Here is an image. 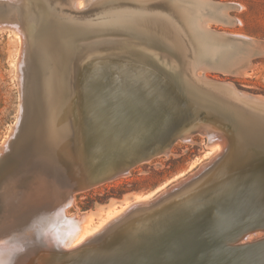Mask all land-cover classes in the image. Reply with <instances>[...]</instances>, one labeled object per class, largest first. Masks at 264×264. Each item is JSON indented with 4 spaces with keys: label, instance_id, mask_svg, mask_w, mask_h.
<instances>
[{
    "label": "bare ground",
    "instance_id": "bare-ground-1",
    "mask_svg": "<svg viewBox=\"0 0 264 264\" xmlns=\"http://www.w3.org/2000/svg\"><path fill=\"white\" fill-rule=\"evenodd\" d=\"M5 1L6 0H4V2ZM26 1L29 3V6L32 5L33 0H25V3H27ZM86 1H87L86 3H88L89 0ZM91 1L89 3H91ZM197 1L198 0H187V1L186 0H116L115 2H110L107 4H99L98 2H95L96 4L94 3L95 5L93 4L91 8L84 9L82 6H80L83 2L82 0L81 1L76 0V3H73L72 5L70 4V0H39L40 8H41L40 13L42 19H40L38 23V28L32 37L31 46H28L27 43L29 38H27L28 40L24 38L27 40L26 42L27 46L30 47V50H27L26 48L24 54L26 55L27 51L30 52V61L29 64L26 65L27 66L26 72L23 70L24 73L27 74L25 81L23 80V82L26 83V86L24 83V87H23L25 88V90L23 89V91H24V95L26 91V96L22 95V97H26V100L24 99L25 103L24 102L23 104L21 103L24 106L23 118L22 120L19 119V121L21 120L20 121L21 123L18 122L19 124H17L20 127L16 126L19 127L18 128L19 131L13 132V130H11L13 132L12 134L9 131V135H13L14 137L9 141V135H8V137L5 140H3L2 145H4L5 143L7 144L5 145L3 150H1L2 147L0 146L1 147L0 156H4L6 152L7 153L6 158L13 157L14 160L16 161V164H14L15 166L10 168L9 171L6 172L5 176L0 180V264H36L34 262L35 257H37L39 260L37 264H49L50 261L48 262V258L46 254L48 250H45L46 252L43 253L41 249L34 250L30 244V241H28V243L24 242V238H28V240H32L30 238H32V236L34 235L32 230L27 229L30 225L26 227V231L24 232L25 228L23 227L24 225L26 226L27 224L26 222L28 221L30 222V220L42 221V222L40 221L41 223H39L42 225V228L40 229L41 233L40 235H38V239H37L38 242L39 241L42 242L43 244L42 246H47L46 242L54 241L55 239H53V235L50 232H56L61 237V239L57 240V242H60V245L68 251L66 254L67 258L80 256L81 252L79 253L76 250L83 244H87L88 255H86V258L84 259L87 260V262H91V264L93 263L97 264L99 262L100 263L102 262L100 261L101 259L110 257L108 256L109 254H111L112 256L111 258L114 261H116L114 259L116 258V256H118L117 258H120L119 257L120 254L119 255L116 254H118L119 252L121 253L125 250L129 252V249H133V250L137 249L136 248L137 246L143 244L141 243L144 242L142 240H150L153 242L155 241L157 242L158 240L162 239L163 237H161L160 235L163 234L164 232L163 229H166L170 224H174L168 220L170 219L173 220V218H175L177 222L178 218L185 217L191 214V209H192L190 206L191 202L196 203V207H194L195 209L197 210L199 209L200 211L203 210L204 212H206L207 209H211L207 207H216L217 205H219L220 200L222 201L223 200L222 198H224L223 196L225 195L228 196L229 194V197H232L230 196L231 193H236V194L244 193L246 196H253L255 192L261 189V187L264 185V96H257L237 90L236 88H234V86L229 84L230 82L228 83L217 82V81L214 82L211 80L202 81L199 79V78L202 79V77L198 76L199 77L198 78L193 74L192 72L193 66L197 65V63H203L205 60L204 58L210 56V53H215L214 52L215 47H213V45L210 44L209 41L216 38V35L211 33V31H207L201 28L200 19H198V17L197 19H194L196 18L194 12L199 13L197 9H195L197 7L195 5ZM18 2L20 3L21 0ZM196 4H198V2ZM21 5H24V3L23 2L22 4L20 3L19 7H21ZM238 5L236 4V6ZM15 6H17V4ZM87 6L85 4V8ZM4 7H5L3 8L4 10L2 9L0 14L2 16L1 18L3 19L0 20H5L6 22L12 23L13 19L10 18H13L14 14L16 13L14 4L13 3L6 4V6ZM27 8L30 9L29 7ZM21 9L25 10L23 6ZM16 17L18 18V16ZM20 19L18 18L16 20L17 21L16 23L19 24ZM233 19H235L236 22L237 20L239 21V19H237L236 17H234ZM233 19H231L230 22H232ZM24 20L25 18L23 19V22ZM218 20L220 21V19ZM223 21L225 22V20ZM18 24H14V28H15L14 30H19V31H14V33L16 34L17 37L18 36L20 37V35H18V32H20L21 28L18 27L19 26ZM0 25L3 26L2 24ZM201 25H203L202 26L203 28H206L204 27V23ZM23 26H25V24ZM25 32L29 33L28 30ZM25 32H24V36H25ZM110 34H112V36L108 38H100L104 35H110ZM221 36L224 35L222 34ZM240 36L242 38L240 37L241 39L238 41L244 44L245 47L248 46L249 52L255 46L256 47L258 46V48L260 47V49L262 48L261 47L263 44L262 40L246 35L245 36L240 35ZM227 37H231V39L232 38L234 39L237 36L233 37V35L232 36L227 35ZM124 39L125 40L129 39L131 46L135 48L147 49L149 51L151 50L156 56H158L162 60L170 59V61L168 60L170 67L175 71H177L178 81L181 84L178 85L179 89L178 88L177 89L181 90L184 94H187L189 97L195 100H199L198 102L201 103L202 108L208 110L207 111L208 115H210L209 114L210 111L211 113L210 122L212 124H210L209 126L211 125L218 126L219 124L220 126L221 124L224 126L223 123H226L228 125V128H226L227 125H225L226 126V127L224 126L225 129L226 130L229 129L231 134L235 136L234 150L241 149V152L238 153L237 155H231L226 149L227 148L226 146L225 149L228 152L226 154H229L231 156L227 157V155L225 154L226 155L225 157L227 159L225 158L221 159L224 154H221L220 157L221 156L222 157L219 159L217 157L218 159L217 161L218 162L221 161V162L218 163L216 161L218 164L210 174L203 173L204 174L202 175V177L204 176L203 178L200 177L201 178L200 180L199 179L198 181L195 180L197 181L195 182L196 184L195 187L189 185L184 186L183 184V188L186 189V192L184 194L173 191H172L173 193L164 192L162 198H160L161 200H158V202L156 200L157 203L149 202L148 200H146L147 198L146 199L139 198L140 200L137 198L138 200L136 199L133 202H128V203L126 202L127 204L125 206H122L123 208L120 211H118L115 215L112 216L109 215L110 217L106 218L101 223V225L98 226L95 230H90L89 225L87 223L91 217L89 213L85 211H79L70 214L67 210V208L71 204H73L74 192L69 193V190L67 191L65 190L66 194L62 193L65 194V198L62 199V197L59 196L60 194L59 195L57 194L59 192L61 193L63 190L58 191V189H56L55 187L56 184L52 183L54 181L50 180V178H46L47 177L46 173L48 174L49 171L45 172V170L43 169H46L47 166L52 165L50 164L52 162L57 166L64 165L65 167H67V170H69L70 172L73 171L75 172L76 175H78L77 176L78 178H76V180L73 179V181L75 180L74 188H76V190L78 189V191L79 189L84 190V188H89V187H84L82 185V182L91 174H95L100 171L110 172L115 170L113 171L111 176L106 180L115 178L120 175H124L128 172L129 168H131L136 163L145 161L155 155L166 153L170 145L176 139L178 138H181V140L188 139L191 131L187 129L184 130V128L183 130L182 129L180 130L174 127L181 116L186 115L188 114V112H190L191 105L183 102L182 99H179L178 96H176V93L169 85L171 83L170 82L171 78H166V76L160 72L159 67L145 54L133 55L127 53V51L124 50L127 47V44L124 42ZM227 40L228 39H226V43ZM230 40H228V42H230ZM22 41L24 42V40ZM234 41L236 40L234 39ZM19 43L20 42L18 41V46ZM27 46L24 45L23 48L25 49V47ZM156 49H160V50L155 51ZM262 49L260 50L261 52L264 50ZM256 50H254V53L259 52V51L256 52ZM19 52L20 51L18 49L17 58ZM135 52L136 51H134V53ZM244 52L246 53L247 50ZM246 56L244 55L243 57L244 61ZM250 56L248 57L251 58ZM248 57L247 59H249ZM24 59H27L26 56ZM206 62L205 64H207V66L213 65L212 64L213 62L211 63L209 61L211 64H208L209 63L208 61ZM23 63L26 64V61L23 60L21 64ZM77 63H80L81 65H83V67H79V68L74 67V65ZM226 64L227 63H224L223 66L225 67ZM22 66L24 67L25 65ZM111 70L117 71V74L114 75L109 74ZM161 70L164 71V69L162 68ZM246 70H248V68ZM246 70L244 68V70H242L241 73L238 72L239 71L238 68V71H236V73L237 74L241 73L240 75L242 74L244 75L243 71ZM200 71L201 73L203 72L201 69ZM232 71L230 70L228 72H232ZM165 72L167 73V71ZM203 75L204 74H202L201 76ZM22 79L23 77H21V81ZM70 79H74L75 81H78L79 83L83 84L82 87H79L78 92L80 93L85 92V94L90 89H92L93 91L90 90L89 93L91 94V92H93L95 94L94 91L98 92V90L99 91L110 90L111 87H115L116 85L120 84V86H122L128 92V95L124 96L123 98L121 97V99H118L117 102H115V104L106 105L105 109L113 113L115 117L121 122L129 121L135 117L139 118L137 117L138 115H136L135 112L134 114L131 112L134 111V109H141L142 113L149 116L148 131H141L133 136H130L128 138L126 137L125 138L126 143L113 142L114 140L104 136L102 134V131H101L102 135H100L99 137L89 136L86 138H81L80 140H83L85 142V145L81 150L74 151L77 154L78 157L77 158L68 144V140L72 142L76 141L74 137L68 136V132L70 131V133H72V131H79L78 123L73 122L72 127L69 124L70 123L69 112L72 109V107L69 104L70 95L67 94L68 91L70 90L67 91L66 87H67V82ZM172 83L173 85L176 84L174 82ZM127 86H130L131 89L127 88ZM133 86L136 87L134 90H132ZM136 91L138 92V94L135 93ZM105 93L107 94L109 93V91L108 92L106 91ZM105 93L103 92V95ZM87 97H85V99ZM94 97L95 96H93V98ZM137 97H141L140 99L142 100L139 101L138 100L139 98ZM91 98L90 101L93 102V99L91 100ZM135 98L136 100H138L139 103L135 101ZM78 99L79 98L77 97L76 100L78 101ZM94 101L96 100L94 99ZM79 102L76 103V105L78 104L77 107L81 103ZM97 104L98 103H96L94 107H96ZM89 105L90 104H87V106ZM75 110L76 112L79 111L77 109ZM86 111L88 112L90 110H85V112ZM95 111L98 110H94V112ZM207 114L205 116H207ZM198 115L200 117L198 120L201 119L202 122L203 119L209 118V117L204 118V116L202 115L203 117L202 119L199 112ZM21 116L22 115H20V118ZM141 116L145 117L142 114ZM201 120L199 121V123H202ZM204 122H207V120H205ZM186 126L187 125H185V127ZM224 127L221 126L219 130L217 128L216 130H218V132L222 130L221 132L223 133L224 129L221 128ZM85 128H88V125ZM123 128L125 129V125L121 127L122 130ZM213 128H214L213 130L215 131V127ZM204 129H206V127ZM118 131L117 130L110 131L108 134L116 136L119 133ZM205 132L206 131H204V133ZM227 134L229 133L227 132ZM236 136L239 137L240 139H236ZM209 137L212 138L211 135ZM117 139L119 141V137L116 136V140ZM108 141L111 142L112 145L108 144L109 143ZM79 142L80 141L77 138L76 144H79ZM213 144L215 143H212L211 146ZM219 145L217 149L219 148ZM232 146L230 147L231 152H232ZM125 147L126 149L128 147L130 151L127 150L126 152L121 151V149H124ZM102 152H105L106 155H102L101 154ZM150 152L153 154L151 156H148ZM53 153L56 154V157L53 158L52 161L48 163V165H46L47 164L46 162L48 160L43 164L41 163L43 160L42 157L45 154L52 155ZM92 155L94 157L93 159H91V157L88 158V156H92ZM130 161H132L133 163H129ZM33 162H37V164L41 163V165L42 166L45 165V167L42 169L41 165L35 166V163ZM97 164H99V166ZM236 164L237 166H235ZM204 165H201V168H203L202 166ZM53 167L54 166H51V168ZM56 167H54V169H56ZM52 175L53 174L51 173V176ZM54 176L55 175H53L52 178H54ZM19 177L23 178L26 182H28L29 185L26 189H22L21 188L22 186L18 184L17 179ZM196 178H199V176H197ZM98 183H95L94 185ZM192 184H194V182ZM233 198L234 197H232V199ZM234 204L235 202L233 200V207ZM41 205L46 206L45 209L42 208L40 209L38 208V210L33 209L35 206L39 207ZM55 205L57 206L56 210L53 209ZM261 205L258 207H261ZM253 207L255 209V206ZM49 209L50 211L52 210L53 216H51L52 218L47 220L46 217L41 213ZM263 209H259V210L261 211ZM240 210H242V207ZM249 210L250 208L247 211ZM217 211H219V209ZM236 211L238 212V209L237 210L235 209V212ZM252 211L250 210V212ZM260 211L259 212L257 211L258 212L257 215H259ZM194 212L197 213L198 211H194ZM250 212H248L249 215H252L250 214ZM199 213L200 212L197 213L196 218H198ZM240 213L241 212L239 211V215ZM26 214H29L27 218H25ZM208 214L209 213H207V215ZM212 215L216 216L214 214ZM201 216L203 215L201 214ZM242 216L245 217V214H243ZM203 217H206V214ZM251 217H254V215ZM199 218L198 220L202 219V217L200 219ZM206 218L208 221L210 217L207 216ZM206 218H204L203 220H205ZM20 219L21 222L18 223V220ZM211 219L212 218H210V220ZM195 220L196 219L194 220L190 219V222L192 223ZM228 220L230 219L228 218ZM251 220L253 222L246 220L247 222L245 221V223L243 224L246 225L248 222L249 223L251 222L250 224L254 223V218ZM60 222H64V225L59 226L61 225ZM202 222L200 223L198 221V223H200L201 226L202 224H205ZM213 222L211 223L208 222L206 224L209 223L212 224ZM89 223H91V220L89 221ZM215 223H217V220ZM192 225L193 227L196 226V229H199L197 224L192 223ZM200 225L199 227H201ZM207 226H204L203 229L204 228L206 229ZM234 226L232 225V227ZM216 227L218 228V225ZM220 229H218V231H221ZM44 231H47L48 233L47 232L44 233ZM213 231L214 234L216 230L214 229ZM254 231H257V229ZM254 231L251 232L252 235ZM185 232L182 233L181 235L185 234ZM200 232H198V234ZM226 232L227 231H225V233ZM218 233L220 234L221 232ZM205 234L208 235L207 233ZM213 234L211 235L213 236ZM219 234L217 235L219 236ZM171 235H175V234H171ZM247 235H250V233L246 234V236ZM246 236L244 235V237H240V239L243 238L247 239L248 236L247 237ZM201 237L205 238V236H201ZM168 238L169 237H167V239ZM170 238H172V236ZM201 239L204 240L203 238ZM184 240L185 239H183V241ZM200 240L198 243H200ZM207 241L209 240L207 239ZM38 242L35 241L34 242L35 245ZM202 242H206V241H202ZM203 244L201 245L204 246ZM178 245L172 244L168 246L169 249H171V253L176 254L178 251L179 252L182 251V254H185L186 252H189L188 250H190V248L188 245H187L188 250H186L187 248L182 249L184 248L182 246H181L182 248L179 247L181 244L179 246ZM215 245L217 246L216 243ZM148 246H151V244H149ZM175 247L177 248L178 251H175ZM258 247H264V239H260L254 242L245 241L244 243H238L235 245L233 243V245H229L227 247L228 248L227 250L230 252H237V251L252 252L258 250L259 252L260 249ZM144 249L146 251V248H143V251ZM137 251L136 254H138ZM148 251L150 252V250ZM149 252L147 253L149 254ZM131 253H129V256ZM104 254L105 255L108 254V255L105 256ZM132 255L131 257H133ZM171 255L168 254V256L172 258L174 255L173 256ZM176 255L175 257L177 258L175 259H179L180 257ZM185 256L186 255H184V257ZM192 256L193 255H191L190 257ZM253 256H257V255H253ZM81 257L84 256H82L81 254ZM126 257H128V255L125 257L122 256V258H125V260ZM158 257L156 258L158 259ZM112 259L110 260L113 261ZM134 259L136 260L135 257ZM152 259H154V257H152ZM119 260L117 259V262ZM180 260L181 259H179L178 261L180 262ZM245 260L246 259H244V261ZM114 261L113 264L115 263L117 264V262L114 263ZM106 262L107 261H105V263ZM155 262H157V260ZM162 262L160 263L163 264ZM189 262L191 261L190 260L187 261L186 264H189ZM60 264H64V263H60ZM120 264H122V262Z\"/></svg>",
    "mask_w": 264,
    "mask_h": 264
},
{
    "label": "rangeland",
    "instance_id": "rangeland-1",
    "mask_svg": "<svg viewBox=\"0 0 264 264\" xmlns=\"http://www.w3.org/2000/svg\"><path fill=\"white\" fill-rule=\"evenodd\" d=\"M18 1H20V0H6L5 2H4V0H0V3H1L0 4V14H1V10L3 8H5L4 6H6V4L13 3L14 8L16 10V13L14 14V16L17 14L16 16H18L19 19L20 18L22 19V20L21 19L19 20L20 23L23 22L24 18H25V20H27V21L24 20L23 23L25 24V26H23L24 25L23 23L22 24L16 23L17 22L16 20L18 19L16 16L15 17L17 19L13 15H12L13 18H10V19H13L12 23L18 24L19 26L18 25L17 26L21 28L20 32H18V35H20V37L18 36L19 38L14 33V31H19V30H14L15 29L14 24H12L11 22H10L11 23L10 24L9 22H6L5 20H0V24L3 25V26L0 25V146L2 147V149L0 147L1 150L4 149L5 145H7L6 143L4 145H2V142H3V140H5L8 137L9 131L11 132V134L13 132L19 131L18 128L20 126L17 124H19L18 122H20L23 118L24 106L22 104H23V102L25 103V100H26V97H22V95H24L23 89L25 90V88H23L24 83H25V82H23V80L25 81V79L27 77V74L24 73V71L26 72V67H27L26 65H28L29 61H30V52L27 51L26 55L24 53L26 51V48H27V50H30V47H28V46H31L32 37L38 28V23H39L40 19H42V16L40 13L41 8H40L39 0H33L31 6H29V3L27 1H26L27 3H25V0H21L20 3L22 4V2H23L25 5V6L21 5V7H19L20 3ZM71 1L72 0H70L71 5L73 3H76V0H73L72 3H71ZM82 1L83 2L80 6H82L84 9H89L93 6V4L95 2H98L99 4H107L110 2H115L116 0H99V1L89 0L88 3H86L87 2L86 0H82ZM90 1H91V3L92 2L93 3L92 4L89 3ZM197 2H198V4H196ZM197 2L195 3V5L197 6L195 9H197V11L199 13L194 12V10H195L194 9L193 12H194L196 18H194V17L193 18L197 19V17H198V19H200L201 28L205 29L207 31H211V33L215 34L216 40L213 39L214 41L213 40L209 41L210 44H212L213 47H215V51H214L215 53H210V56H207L208 58L207 57L204 58L205 60H204V62L202 61L203 63H197V65L199 64L198 65L199 67L201 66L200 68L197 65L193 66V68H192L193 74L196 77H198V76L202 77V79L198 77L202 81H210L211 80L214 82L215 81L225 82V83L230 82L229 84L234 86V88H236L237 90H240V91L246 92V93H250L253 95H257V96H264V52H263L264 51L263 50L264 49V0H198ZM235 3L237 5L239 4L238 5L239 8H238V6H236ZM16 4H17V6H15ZM83 4H84V6H83ZM85 4H86V6L88 5L86 8H85ZM22 6L24 7L25 10L21 9ZM26 6L29 7L30 9H28ZM232 6H234V7H232ZM24 12H25V15H24ZM26 13L28 16L26 15ZM20 15H22V16H20ZM33 15H34V17H33ZM1 17L2 16L0 15V19H3ZM229 17L231 19L236 17L237 19H239V21L237 20V22H236V20L233 19V21H232L233 23H232V22H230L231 19ZM206 19H208V20H206ZM218 19H220V21ZM223 20H225V22ZM36 21H37V23H36ZM201 21L204 23V27H206V28L202 27L203 25H201V24H203V23ZM234 22H236V23H234ZM226 23H228V24H226ZM34 26H36V27H34ZM208 27H209V29H208ZM11 28H13V29H11ZM32 29H34V30H32ZM27 30L29 31L30 34L28 32H25ZM21 31H24L25 36L26 35L27 36L25 37L24 32H21ZM30 31H33V32H30ZM231 33H233V34H231ZM218 34L219 35L223 34L224 36H221V35L219 36ZM227 35H229V36L233 35V37L237 36L234 38L236 41H234L233 38L231 39V37H227ZM240 35H243V36L246 35V36H250V37H254V38L262 40L263 44L261 47L263 49L262 48L261 49L263 51L261 52L260 47L258 48V46L257 47L255 46L249 52V47L248 46L245 47L244 44H242L240 41H238L242 38ZM110 36H112V34L104 35L100 38H108ZM238 36H239V38H238ZM24 38H26V39L29 38V40L27 39L28 42ZM236 38H238V39H236ZM20 39L24 40V42ZM226 39L230 40V42H228V40H227V43H226ZM18 41L20 42L19 46H18ZM231 41H233V42H231ZM26 42L28 43V46H27ZM124 42L127 44V47L124 49L125 51H127V53L133 54V55L145 54L149 59H151L159 67L160 72L163 73V75H165L166 78L172 79V80L170 79L171 83L169 85L172 87V89L176 93V96H178L179 99H182L183 102L191 105L190 112H188V114H186V115L181 116L182 118L181 117L179 118L180 121L178 120L176 123L177 126L175 124L174 127L176 129H180V130L181 129L183 130V128H184V130L187 129V130H191V131H190V136L188 139H184V140H181V138L176 139L170 145V147L166 153L155 155V156H153V157H151L145 161H141V162L136 163L131 168H129L128 172L124 175H120V176H117L115 178L105 180L103 182H100V183L92 186V187L84 188V190L79 189V191H78V189L76 190V188H74L75 187L74 181L76 180V178H78L77 177L78 175H76L75 172H73V171L70 172L69 170H67V167H65L64 165L63 166H57V165L53 164V162L50 163L52 161V159L56 157L55 153H53L52 155L51 154H45L42 157L43 158V160L41 162L42 164L44 162H46L47 160L48 161L50 160V161L49 162L47 161L46 165H48V163L52 164L50 166H47L48 168L46 167V169H43L45 167V165L42 166L41 163L37 164V162H33V163H35V166L41 165L42 169L45 170V172L49 171L48 174L46 173V176H47L46 178H50V180L54 181L52 183L56 184V186L55 185L54 186L56 187V189H58V191H61V190L64 191V192L62 191L61 193L59 192L57 194V195L60 194L59 196H61L62 199L65 198V194H66L65 190L66 191L69 190V193L74 192L73 193V204H71L67 208V210L70 214H73V213H76L79 211H85V212L89 213L91 216L89 221L91 220V223H89V221L87 223L89 225L90 230H95L98 226L101 225V223L106 218H108L112 215H115L118 211H120L123 208L122 206H125L128 202H133L137 198L138 199L139 198L140 199H146L147 198L146 200H148L149 202L155 203L156 200H157V202H158V200H161L160 198H162V195L164 192H167V193L179 192V193L184 194L186 192V189L183 188V184H184V186L189 185V186L195 187L196 186L195 182H197L198 179L199 180L201 179L200 177H202V175H204L203 173L210 174L212 172V170L217 166V164L221 162V161H219V162L217 161L219 158L222 157V156L220 157L221 154H224L221 159H224V158L227 159L225 157L226 155H227V157H229L231 155H237L238 153L241 152V149L234 150L235 136L231 134L229 129H227V130L225 129V127H226L225 125H227L226 123H223L225 127L221 124V126L224 127V128H221V129H224L223 133L221 132L222 130H220L218 132V130L221 127L220 124L218 126H213V125L209 126L210 124H212L210 122L211 121L210 111H209L210 115H208L207 114L208 110H205L204 108H202L201 103L198 102L199 100H195V99L189 97L187 94H184L181 90H178L179 89L178 85H181V84L178 81L177 71H175L174 69H172L170 67V64H169L170 59L162 60L158 56H156L151 50L149 51L147 49L135 48V47L131 46L129 39H126V40L124 39ZM24 45L27 46V47H25V49L23 48ZM18 49L20 52H19V55L17 58ZM245 49L247 50L246 53L244 52V51H246ZM159 50L160 49H156L155 51H159ZM254 50H256V52L257 51H259V52L254 53ZM134 51H136V52L134 53ZM252 53L254 56L252 55ZM250 54H251V56H250ZM259 54H260V56H259ZM28 55H29V58H28ZM244 55L245 56L247 55L245 57V61L243 58ZM25 56L27 59H24ZM248 56H250L251 58H249ZM247 57L249 59H247ZM16 59H17V62H16ZM22 59L24 61H26V64H24V63L21 64L23 61ZM247 60L248 61L250 60V61L248 62ZM27 61H28V63H27ZM206 61H208V62L210 61L211 63L213 62L212 63L213 65L207 66V64H205ZM210 62L208 64H211ZM224 63H227L225 67L223 66ZM248 63H249V65H248ZM22 65H25V66L23 67ZM220 65L223 67H221ZM74 67L79 68V67H83V65H81L80 63H77L74 65ZM209 67H211V68H209ZM237 67L239 68V71H238ZM23 68H25V69H23ZM161 68L164 69V71H162ZM212 68H214V69H212ZM244 68H245V70L248 68V70L243 71L244 75L243 74L240 75L242 73V70H244ZM20 69L22 71L23 70L24 71L22 72ZM200 69L203 71L202 73H201ZM210 69H212V70H210ZM229 69L231 71L233 69V71H232L233 73L228 72V71H230ZM165 71H167L168 74ZM236 71L241 72V73L237 74ZM245 72H246V74H245ZM21 73H23L24 75ZM234 73H236V74H234ZM109 74H113V75L117 74V71L111 70L109 72ZM202 74H204L203 76L205 78L203 76H201ZM169 75H170V77H169ZM21 77H23L22 81H21ZM120 78H122V77H120ZM206 78H207V80H206ZM73 80L74 79H70L67 82V87H66L67 91L70 90V91H68L67 94L70 95L69 104L72 107V109L69 112L70 113L69 114V117H70L69 118L70 119L69 124L71 127H72L73 122H76L79 124V131H72V133H70V131L68 132V136H70L72 134V136H70V137H74V139L76 140L74 142L68 140V144L71 147L73 152L76 150H81L83 148V146L85 145V142L83 140H80L81 138H86L89 136H92V137L98 136L99 137L100 135L103 134L104 136L109 137L112 140H114L113 142L126 143L125 142L126 137L128 138V137L133 136V135H135L141 131H148V126H149L148 125V123H149L148 117L149 116L142 113L141 109H134V111L131 112L133 114L135 112V114L138 115L137 117H139V118L135 117L129 121H124V122L119 121L113 113H111L109 110L105 109L106 105L115 104V102H117L118 99H121V97L123 98L124 96L128 95V92L122 86H120V84L116 85L115 87H111L109 93H107V94L105 93L106 91H104V90H100V91L98 90V92L94 91L95 94L93 92H91V94H90L89 92H90V90L93 91L92 89L87 91L85 94V92H82V93L78 92L79 87H82L83 84L79 83L78 81H75V80L73 81ZM172 82H174L176 84L173 85ZM168 83H169V81H168ZM25 86H26V83H25ZM75 91L78 93H76ZM99 92H101V93H99ZM103 92L105 93L104 95H103ZM69 93H71V94H69ZM77 94H78V96H77ZM71 95H72V97H71ZM87 95H88V97L93 95L95 97L97 96L98 98L96 97L97 98L96 99L95 97L93 98V96H91L92 98L89 97V99H88ZM98 95H101L102 97L98 96ZM24 96H26V91H25ZM77 97L79 98L78 101L76 100ZM85 97H87V98L85 99ZM90 98H91V100L93 99L94 103L92 101H90ZM137 98H139L138 99L139 101L142 100V99H140L141 97H137ZM94 99L96 101H94ZM79 100L82 104L79 102ZM85 100H87V101H85ZM138 100H136V98H135V101L138 102ZM188 100H190V101H188ZM76 101L80 103L78 107H77L78 104L76 105V103H77ZM191 101H193V102H191ZM85 102H87V103H85ZM83 103H85V104H83ZM96 103H98V104L96 107H94ZM87 104H90L89 105L90 107L87 106ZM196 104H198V105H196ZM84 106H86L88 108H86ZM199 106H200V108H199ZM94 108H97V109H94ZM75 109H77L79 111L76 112ZM72 110H73V112H72ZM85 110H90V111L85 112ZM94 110H98V111L94 112ZM83 111H84V113H83ZM91 112H92V114H91ZM198 112H199L202 119H203L202 115L204 116V118L209 117L208 119H203V122L205 120H207V122L203 123L202 120L200 119L202 123H199L200 120H198V119L200 117L198 115ZM141 114L144 115L145 117L141 116ZM206 114H207V116H205ZM20 115H22L21 118H20ZM72 115H73V117H72ZM195 115H197V116H195ZM91 118L94 121H92ZM19 119H21V120L19 121ZM144 122H145V124H144ZM179 122H181V123H179ZM191 122H193V123H191ZM184 123H185V125H187L186 126L187 128L185 127ZM86 124L88 125V128H85V127H87ZM122 124L125 125V129L123 128V130L121 129V127L123 126ZM188 124H191V125H188ZM178 125H179V127H178ZM16 126H19V127H16ZM193 126H195V127H193ZM201 126H203V127H201ZM205 127H206V129H204ZM213 127H215V131H217V132H215L213 130L214 129ZM216 128L218 130H216ZM226 128H228V125ZM11 130H13V132ZM116 130L117 131L120 130V131H118L119 133L116 135L117 137H119V141H118V139L116 140L115 135H109L108 134L110 131H116ZM101 131H102V134H101ZM204 131H206V132L204 133ZM224 131H225V133H224ZM227 132L230 135L227 134ZM210 135L212 138L209 137ZM230 136H231V138H230ZM232 136H233V138H232ZM13 137H14L13 135H9V141ZM77 138L80 141L79 144H76ZM236 139H240V138L236 136ZM216 142H218L220 145ZM253 142H255V141H253ZM212 143H215L216 145L213 144L215 146H213V145L211 146ZM108 144L112 145L111 142H109ZM232 144H233V146H232ZM218 145H219V148L217 149ZM220 146H221V149H220ZM226 146H227V148H226ZM231 146H232V152H231V148H230ZM215 147H216V149H215ZM225 148L228 150L229 154H231V155L226 154L228 152ZM1 150H0V152H1ZM126 150L130 151V149L128 147H127V149H126V147L124 149H121V151H124V152H126ZM224 150H226V151H224ZM6 154L7 153L5 152L4 156H0V180L5 176L6 172L9 171L10 168L15 166L14 164H16V161L14 160V158L13 157L6 158ZM74 154L77 157V154L75 152H74ZM101 154L106 155L105 152H102ZM89 157H91V159L94 158L93 155L88 156V158ZM217 157H218V159H217ZM211 162H213L214 164L216 163V164L214 165ZM97 165L99 166V164H97ZM201 165H204V166H202L203 168H201ZM51 166H54V167L57 166L58 168L56 167V169H54V167L51 168ZM208 166H209V168H208ZM235 166H237V164ZM207 168H208V170H207ZM201 171H202V173H201ZM51 173L53 175H55L54 178H52L53 175L51 176ZM59 173H60V175L63 173L62 174L63 176L61 175L62 176L61 177L59 175ZM64 173L66 176L64 175ZM69 174H70L71 178L73 177L72 179L69 177ZM200 174H201V176H200ZM195 176L196 177L199 176V178H196ZM73 179H75V180L73 181ZM191 179H192V181H191ZM195 180H197V181H195ZM17 181H18V184L22 186L21 187L22 189H26L29 185L28 182H26L23 178L19 177L17 179ZM193 182H194V184H192ZM63 187H64V189H63ZM72 189H74V190H72ZM62 193H65V194H62ZM263 193H264V185L261 187V189L257 190L253 196H246L244 193H238V194L231 193L230 196L234 197L233 199H232V197H229V194H228V196L225 195V196H223L225 199L222 198L223 200L222 201L220 200L219 205H217L216 207H207V208H211V209L206 208L207 209L206 212H204L203 210L200 211L199 209L198 210L195 209L194 207H196V203L191 202L190 203V206L192 208L191 214L187 215L185 217L178 218L177 222H176L175 218H173V220H171V219L168 220L174 224H170L166 229H163L164 232L162 235H160L163 238L158 240L157 241L158 243L156 241L153 242L150 240H142V241H144V242H141L143 244H140L139 246H137L136 247L137 249H135V250L129 249V252L127 250H125L121 253L119 252L118 254H116V255H119V254L121 255V256L119 255L120 258H117L118 256H116V258H114L116 261H114L111 258L112 257L111 254H109V255L104 254L105 256H107V255L110 256V257H108L109 259L108 258H104L105 260L101 259L100 261H102L103 263L99 262L97 264H104L105 261H107L106 262L107 264H113V261L115 263V262H117V259L118 260L121 259L117 262V264L118 263L120 264L121 262H122V264H127V263L131 264V262H132V264H145V263L146 264H148V263L149 264H156V263L161 264L160 262H162L163 260L159 259V258L161 255H163V251H164V254H165V252L167 253L166 254L167 256H168V254L169 255L172 254L171 256L174 255L173 256L174 259H173V257L171 258L170 256H168L167 259L168 258L173 259L176 261L177 264H180L181 262H182L181 264H186L187 261H189V260L191 261V262H189V264L190 263L195 264V262H196V264H242V263L243 264H264V247H258L260 249L259 252H261V253H259L258 250L252 251V252H249V251L230 252L227 250L228 249L227 247L229 245H233V243L235 245L238 243H244L245 241H247V242L253 241L254 242V241H258L260 239H264V220H263V218H264V213H263L264 212L263 211L264 210L263 209V207H264V194ZM242 194H244V195H242ZM243 196H245V197H243ZM226 197H228V198H226ZM233 200L235 202L234 207H233ZM226 201L229 203H227ZM231 201H232V203H231ZM254 203H256V204H254ZM220 205L223 206L224 208L221 207ZM236 205L238 208L236 207ZM260 205H261V207H258ZM246 206H248V207H246ZM249 206H251V207H249ZM253 206H255V209ZM45 207L46 206L41 205L39 207L35 206L33 209L34 210H38V208L39 209L40 208L45 209ZM217 207H220L222 209L217 208ZM228 207H230L231 209ZM241 207H242V210H240ZM244 208H246V209H244ZM249 208L251 211L253 210L252 212H254V213L250 212V210L247 211ZM53 209L56 210L57 206L55 205ZM218 209H219V211H217ZM235 209L236 210L238 209V212L237 211L235 212ZM259 209H263V210H261L263 212H261ZM193 210L200 212L198 214V218L202 217V219L199 218L200 220H198V218H196L198 212L195 213ZM213 210H214V212H213ZM239 211L241 212L240 215H239ZM257 211L258 212L260 211L259 215H257L258 214ZM248 212H250V214H252V215H249ZM207 213H209V214L207 215ZM211 213L216 215L218 218L216 216H213ZM41 214H43L47 220L52 218L51 216H53V212H52V210L50 211V209L45 211V212L43 211ZM201 214L203 216H205V214H206V217L208 216L212 219L210 220V218H209L207 221V218L201 216ZM241 214L242 215L245 214V217L242 216ZM261 214L263 217L261 216ZM28 215L29 214H26L25 218H27ZM253 215H254V217H251ZM226 216H228V217H226ZM204 218H206L205 219L206 222H205V220H203ZM225 218H227V219H225ZM228 218L230 220H228ZM253 218H254V223L255 222L256 223L250 224L251 222H253L251 220ZM190 219H193V220L196 219L195 220L196 222L193 221L192 223L197 224L199 229H196V226H194L196 230L194 229L192 223L190 222ZM216 220H217V223H215ZM246 220L251 221V222L250 223L248 222L245 225L243 223H245ZM40 221L41 220H37V221L36 220L31 221L30 220V222L29 221L26 222L27 223L26 226L24 225V227H23V228H25L24 232L26 231V227H28L30 225L27 229L32 230L34 237L32 236V238H30L32 240H28V238H24V242L28 243V241H30V244L34 250L35 249H41L43 253L46 252L45 250H48L46 254H47L48 262L50 261L49 264H60V263L65 264V262H66V264H68V263L74 264L76 261H78V262H76L75 264H80V262H81V264H87V263L91 264V262H87V260L84 259V258H86V255H88L87 244L81 243L83 245L80 246L76 250L79 253L81 252L80 256L67 258L66 254L68 251L60 245V242H57V240H60L61 237L56 232H50L53 235V239H55V240L50 241V242H46L47 246H42L43 245L42 242L41 241L38 242V240H37L38 235H40V233H41L40 229L42 228V225L39 224L42 221L41 222ZM198 221L200 223L203 221L202 223H205V224H202V226H201L200 223H198ZM225 221H227V222H225ZM19 222H21V219L18 220V223ZM171 222H169V223H171ZM208 222H210V223L213 222V223L212 224L209 223L210 224V226H209V224H206ZM232 222H234L235 224ZM230 223L233 226L234 225L235 226L232 227V225ZM60 224L61 225H59V226H63L64 222H60ZM199 225L201 227H199ZM217 225H218V228L216 227ZM227 225H229L230 227ZM86 226H87V224H86ZM204 226H207V228L209 230L207 228H206L207 230L204 228L206 230L205 231L203 229ZM235 227H237V228H235ZM214 229L216 230L214 234L217 237H215L213 234ZM218 229H220L221 231H218ZM256 229H257V231H254ZM171 231H173V232H171ZM200 231H202V232H200ZM225 231H227V232L225 233ZM253 231L256 234L253 233V235H252L251 232H253ZM46 232L47 231H44V233H46ZM184 232H185V234L181 235ZM191 232H193V233H191ZM198 232H200V233L198 234ZM218 232H221V233L223 232L222 233L223 235L221 233H220L221 234L220 235ZM176 233H178V234H176ZM205 233H207L208 235H206ZM242 233L245 236H246V234L250 233V235H247L249 238L246 236L247 239L246 238L240 239V237H244V235ZM168 234H169V236H168ZM171 234H175L177 237L175 235H171ZM211 234H213V236ZM217 234H219V236ZM200 235L205 236V238L201 237ZM171 236H172V238H170ZM188 236H190V237H188ZM222 236H224V237H222ZM164 237H166V238H164ZM167 237H169V238L167 239ZM198 237H200V238H198ZM220 237H222V238H220ZM173 238H174V240H173ZM201 238H203L204 240H202ZM209 238H211L212 240ZM166 239H167V241H166ZM183 239H185V240L183 241ZM207 239L210 242L207 241ZM199 240H200V243H198ZM35 241L38 242L36 244L37 246L34 243ZM190 241H192V242L195 241V242L192 243ZM202 241H206V242H202ZM212 241H213L214 245L216 243L217 246L216 245L214 246ZM178 242H180V243H178ZM207 242H208V244H207ZM153 243H155L156 245ZM149 244H151V246H148ZM172 244H175V245L181 244L180 246L179 245L178 246L184 247V248L181 247L182 249L187 248L186 250H188V246H189L190 250H188L189 252H186V253L183 252L185 254H182V251L181 252L178 251L176 253L177 254L176 255L174 253H171V249H169V247H168L169 245H172ZM201 244H203L204 246H202ZM55 246H56V248H55ZM143 248H146V251L144 249L145 252L143 251ZM161 249H163V250H161ZM199 249H201V250H199ZM212 249H213V251H212ZM131 250H133V251H131ZM148 250H150V252ZM222 250H224V251H222ZM136 251L138 254H136ZM147 252H149V254ZM193 252H194V254H193ZM129 253H131L130 256H129ZM197 253H199V254H197ZM247 253H248V255H247ZM81 254L84 257H81ZM126 254L128 255V257H126V260H125V258H122V256L125 257V256H127ZM189 254H190V256L191 255H193V256L190 257ZM131 255L133 257H131ZM175 255L180 257V258L178 257L179 259H181L180 262L178 261L179 259H175V258H177V257H175ZM180 255H183V256H180ZM184 255H186L187 258H186V256L184 257ZM253 255H257L260 257L253 256ZM202 256H203V258H202ZM243 256H244V258H243ZM129 257H131V258H129ZM134 257L136 258V260L134 259ZM152 257H154V259H152ZM156 257H158V259ZM259 258L262 260H260ZM33 259H34V257H33ZM110 259H112L113 261H111ZM244 259H246V260L244 261ZM130 260H131V262H130ZM154 260L155 261L157 260V262H155ZM182 260L184 261V263ZM193 260H194V263H193ZM257 260H259V261H257ZM38 261H39L38 258L35 257L34 262L37 264ZM62 261H64V262H62ZM241 261H243V262H241ZM83 262H86V263H83ZM92 262H94V261H92ZM162 263L163 264H170L167 261H163ZM93 264H96V263H93Z\"/></svg>",
    "mask_w": 264,
    "mask_h": 264
},
{
    "label": "water",
    "instance_id": "water-1",
    "mask_svg": "<svg viewBox=\"0 0 264 264\" xmlns=\"http://www.w3.org/2000/svg\"><path fill=\"white\" fill-rule=\"evenodd\" d=\"M127 88L131 89L130 86H127ZM135 88H136V87L133 86V87H132V90H134ZM106 91L108 92V91H110V90H106ZM135 93L138 94L137 91H136ZM137 103H139V102H137ZM136 105H137V104H136ZM145 107H146V105H145ZM70 136H72V135H70ZM152 154H153V153L150 152V153L148 154V156H151ZM129 163H133V162L130 161ZM113 171H115V170H113ZM113 171H110V172H103V171L101 172V171H100V172H98V173L91 174L90 176H88V177L82 182V185H83L84 187H90V186L94 185L95 183L102 182V181L108 179V178L111 176V174L113 173ZM173 249H174V248H173ZM175 251H178L176 247H175ZM167 257H168V256L166 255V253H165V254L163 253V255H161L159 259H162L163 261H167V262H169L170 264H177L175 260L170 259V258L167 259Z\"/></svg>",
    "mask_w": 264,
    "mask_h": 264
}]
</instances>
